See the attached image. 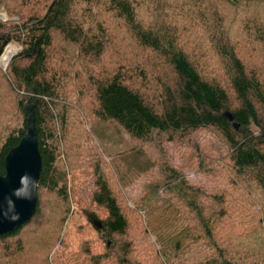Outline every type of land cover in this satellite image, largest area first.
<instances>
[{"label":"trees","instance_id":"1","mask_svg":"<svg viewBox=\"0 0 264 264\" xmlns=\"http://www.w3.org/2000/svg\"><path fill=\"white\" fill-rule=\"evenodd\" d=\"M12 41L22 50L0 66V174L30 103L42 171L36 213L0 235V264H264V0H0V57ZM87 75L91 123L121 128L141 157L186 147L182 164H154L162 178L134 206L123 192L135 183L120 191L95 168L90 205L106 216L84 215L101 251L72 248L65 231L60 151L92 139L72 121Z\"/></svg>","mask_w":264,"mask_h":264},{"label":"rangeland","instance_id":"2","mask_svg":"<svg viewBox=\"0 0 264 264\" xmlns=\"http://www.w3.org/2000/svg\"><path fill=\"white\" fill-rule=\"evenodd\" d=\"M1 18L5 21L8 16L3 13ZM7 46L13 49L11 50L12 58L22 50V47L15 41H12ZM12 58L9 61H4L1 57L0 66L5 69ZM7 61L8 63L6 64ZM88 80L87 75L86 81L81 83L78 91L72 96L77 107L72 121L76 120L74 125L78 123L81 131H90L92 139L86 144L85 142L82 143L78 137H74L73 140H70V149L66 151L62 147L60 151L61 164L67 170L69 194L72 201L71 217L66 224L65 231L67 232V239L72 243V248H77L78 242L81 239H86L94 245L96 251H101L104 246L103 242L93 225L89 223L84 215V210L86 208L90 209L91 206L100 217L106 216L103 209L90 205V192L94 188V180L96 178L95 168L99 167L105 174L112 176L113 181L117 183V189H120V191H123V185L129 184L130 180L131 184L135 183V187L125 188L123 192L124 195H129L130 205L134 206L132 199L139 193L143 182H152L154 184L162 178L158 170L159 166L157 168L154 164L166 158L175 166L182 164V154L185 153L186 147L177 148L174 143L164 141V146H161L162 143H160L161 149L158 148V145H150L146 146L147 153L143 152L144 157L136 155L132 150L141 149V144L132 140L121 128L95 121L91 123L88 120V115L90 116L93 106V99L90 96V85L87 84ZM70 103L71 105L74 104L71 101ZM89 146L90 152L87 153ZM145 160L147 163H145ZM136 161L137 163H135ZM144 164H151L148 173L145 169L148 165ZM139 166H142L144 170L138 169ZM184 173L189 179L200 180V177L188 168L184 169Z\"/></svg>","mask_w":264,"mask_h":264},{"label":"water","instance_id":"3","mask_svg":"<svg viewBox=\"0 0 264 264\" xmlns=\"http://www.w3.org/2000/svg\"><path fill=\"white\" fill-rule=\"evenodd\" d=\"M228 116L232 118L230 113ZM26 119L27 131L18 145L8 152L5 159L6 173L0 174V235L20 227L30 220L37 210V188L42 171V156L37 136L35 107L32 103L27 105ZM25 175L30 177L31 181H35L34 190L30 184L31 197L17 198L13 192L22 187L21 178ZM9 198L15 204V212L19 214L17 220L9 219L12 215Z\"/></svg>","mask_w":264,"mask_h":264},{"label":"clouds","instance_id":"4","mask_svg":"<svg viewBox=\"0 0 264 264\" xmlns=\"http://www.w3.org/2000/svg\"><path fill=\"white\" fill-rule=\"evenodd\" d=\"M35 186V181H31V178L27 175L23 176L21 178V185L22 187L19 189L14 190L13 195H15L17 198H30L31 197V190L29 188V185ZM9 207L12 211V215L9 216V219L11 220H17L19 219V214L15 212V204L11 199L9 198Z\"/></svg>","mask_w":264,"mask_h":264},{"label":"bare ground","instance_id":"5","mask_svg":"<svg viewBox=\"0 0 264 264\" xmlns=\"http://www.w3.org/2000/svg\"><path fill=\"white\" fill-rule=\"evenodd\" d=\"M10 49V50H9ZM9 50V51H8ZM8 52H6V54H4L3 56H1L2 57V59L4 60V61H6V60H8L9 61V59L12 57V55H11V53H12V51L11 50H13L12 48H8ZM14 52V51H13ZM4 53V52H3ZM15 55V54H14ZM8 61L6 62V64L8 63ZM2 62V61H1Z\"/></svg>","mask_w":264,"mask_h":264}]
</instances>
